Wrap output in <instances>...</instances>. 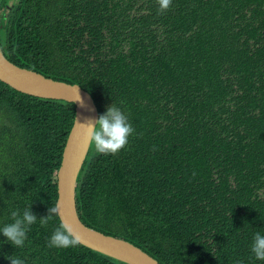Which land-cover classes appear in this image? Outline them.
Segmentation results:
<instances>
[{"label":"trees","instance_id":"trees-1","mask_svg":"<svg viewBox=\"0 0 264 264\" xmlns=\"http://www.w3.org/2000/svg\"><path fill=\"white\" fill-rule=\"evenodd\" d=\"M157 10V0H0V51L77 84L98 116L117 104L135 128L115 155L89 145L74 187L81 223L158 264H264L250 251L264 233V0ZM73 114L0 82V227L29 204L38 218L22 248L0 234V264H126L47 246L60 222L39 218L54 206Z\"/></svg>","mask_w":264,"mask_h":264},{"label":"water","instance_id":"water-1","mask_svg":"<svg viewBox=\"0 0 264 264\" xmlns=\"http://www.w3.org/2000/svg\"><path fill=\"white\" fill-rule=\"evenodd\" d=\"M0 82L24 94L63 100L73 105L72 123L55 172L54 206L58 207L56 216L59 222L71 225L80 238L79 244L93 251L126 264H158L131 243L85 226L77 216L74 201L75 180L89 147L86 131L80 123L97 118V110L90 95L77 84L53 80L32 70L20 68L8 61L3 54H0ZM76 91L83 106L80 101H75Z\"/></svg>","mask_w":264,"mask_h":264},{"label":"clouds","instance_id":"clouds-1","mask_svg":"<svg viewBox=\"0 0 264 264\" xmlns=\"http://www.w3.org/2000/svg\"><path fill=\"white\" fill-rule=\"evenodd\" d=\"M157 4L158 14H163L171 7L172 0H157ZM75 101H80L83 106L78 91H76ZM97 117L94 121L88 120L86 123H80V126L86 131L89 145H93L97 153L104 155L117 154L128 145L129 138L135 135V128L129 116L121 107L112 103L107 106L103 114L97 115ZM152 150L156 151L157 149L153 146ZM10 215L12 222L0 227V234L14 247L22 248L25 245L31 226L37 222L38 218L31 211V204L25 207L22 213L19 209L11 210ZM55 215H58V207H49L47 215L39 218L41 226L47 225L48 221ZM79 242L80 238L74 233L71 225L62 222L53 230L48 238L47 246L49 248L67 249L78 246ZM250 251L256 261H264V233L256 231L253 234ZM6 259L10 260V264H26L22 258L8 256ZM237 264H240V262L237 261Z\"/></svg>","mask_w":264,"mask_h":264},{"label":"bare ground","instance_id":"bare-ground-1","mask_svg":"<svg viewBox=\"0 0 264 264\" xmlns=\"http://www.w3.org/2000/svg\"><path fill=\"white\" fill-rule=\"evenodd\" d=\"M70 104H72V103H70ZM77 177V176H76ZM77 213V212H76Z\"/></svg>","mask_w":264,"mask_h":264}]
</instances>
